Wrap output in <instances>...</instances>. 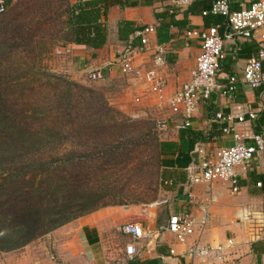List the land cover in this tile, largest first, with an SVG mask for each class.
<instances>
[{
	"label": "trees",
	"instance_id": "16d2710c",
	"mask_svg": "<svg viewBox=\"0 0 264 264\" xmlns=\"http://www.w3.org/2000/svg\"><path fill=\"white\" fill-rule=\"evenodd\" d=\"M108 7L21 0L0 15V253L120 204L153 162L162 186L157 120L116 110L118 83L81 84L43 66L58 46L81 45L92 56L104 47ZM131 26L121 22L113 39L129 50L140 47L128 43Z\"/></svg>",
	"mask_w": 264,
	"mask_h": 264
},
{
	"label": "crops",
	"instance_id": "0c3cea01",
	"mask_svg": "<svg viewBox=\"0 0 264 264\" xmlns=\"http://www.w3.org/2000/svg\"><path fill=\"white\" fill-rule=\"evenodd\" d=\"M214 1L193 0L189 6L181 8L176 0H107L109 7L104 25L108 41L104 47L95 51L94 56L86 47L74 44L58 46L49 54V62L54 63L50 69L56 73L77 78L88 77L90 72L96 71L102 78L118 83L110 99L111 105L118 111L130 117L150 116L166 122L159 142L163 195L162 199L143 211L147 222L131 220V214L127 213L128 207H124L121 212L127 214L118 220L114 218L118 213L110 207L81 217L60 230L70 231L69 234L75 232L81 245V248L74 249L55 248V254L62 264H113L111 259L116 261L115 264H126L132 260L125 252L131 239L123 235L120 228L128 223L140 224L148 235L136 244L137 257L134 261L137 264H191L188 258H182L180 254L195 243L226 248L222 257L215 253L200 264H264V228L257 238L251 239L247 224L243 221L246 213L264 214V153L255 155L248 166L237 169L236 192L219 183L191 186L188 182L202 158H211L219 149L235 144L233 135L222 134L221 126L213 122L216 113L233 116L234 119L226 124L236 128L239 134L262 132L264 88L254 89L240 84L244 67L257 56L260 44L256 40L237 38L224 42L225 59L216 79L218 88L209 100L197 103V111L188 125L184 126L181 115L171 114L165 103L190 80L196 59L201 53L199 34L213 26L218 27L221 36L227 31L222 17L204 16ZM249 1L230 0L231 8L238 11L242 6L247 7ZM123 21L132 24L128 43L135 46L141 45L139 31L147 27L154 29L152 34L147 35L148 47L144 53H137V48L129 50L113 41ZM188 32L193 35L188 37ZM158 45L167 48L165 65L161 69L166 87L160 101L149 92L141 79L121 71V60L127 56L133 57L136 70L144 72L150 69L152 51ZM229 77L239 80L231 94L226 92ZM135 98H140L138 104L134 102ZM238 108L255 111L256 119L237 124L234 116L239 113ZM211 197L213 203L208 211L209 221L205 229H198L186 246H177V256L169 257V249L174 243L172 236L166 232L169 218L186 213L200 219L201 210ZM112 228H116L123 236V248H107L108 242L104 238ZM228 240L233 241L232 246H227ZM26 247L16 251L20 253L21 263L30 260L31 263L42 264L41 254L38 255L41 250L38 249L34 256L35 248ZM110 249L113 251L109 253ZM32 254L34 257H31Z\"/></svg>",
	"mask_w": 264,
	"mask_h": 264
},
{
	"label": "built area",
	"instance_id": "2783aa9c",
	"mask_svg": "<svg viewBox=\"0 0 264 264\" xmlns=\"http://www.w3.org/2000/svg\"><path fill=\"white\" fill-rule=\"evenodd\" d=\"M18 0H0V15L3 14L9 3ZM193 0H176V4L183 8L189 6ZM210 14L225 18L227 31L223 36L219 34L218 27L213 26L205 29L199 34L201 53L196 59L194 70L190 74V80L175 94L165 102L169 112L173 115H181L186 125L189 124L193 115L197 111V103L200 100H209L212 93L218 88L216 79L221 69V64L225 59L224 42L234 38L242 40H256L260 44V49L255 58L248 61L244 67L242 81L254 89L264 88V0H250L247 7L242 6L238 11L232 10L230 0H215L211 6ZM207 13L205 12L204 15ZM154 29L144 28L138 32L141 45L136 50L137 53H144L148 47L147 35L152 34ZM192 32L187 36L191 37ZM167 48L165 45H158L152 51V67L144 72L136 70L133 57L127 56L121 60V71L123 74H132L141 79L151 94L157 100H162L166 81L161 75V69L165 65ZM99 72L92 71L88 75L89 80L101 79ZM239 84L237 77L228 78L226 92L231 94ZM135 103L140 102V98H135ZM235 115L237 124L256 119L255 111L248 109ZM233 116L216 113L213 122L221 126L224 135H233L235 144L227 148L219 149L211 158L204 157L199 165L195 167L189 176V185H211L219 183L227 186L233 192L238 188L237 169L248 166L255 155L264 153V128L261 133L239 134L236 128L227 125ZM157 126L161 131L166 128V122L157 120ZM213 203V198L202 208L200 219L191 214H177L169 218L166 232L173 238V245L169 249V257L177 256V246H186L188 240L195 235L199 229L203 231L209 221V208ZM243 221L247 224L251 239L259 236L264 228V214L249 212L244 214ZM120 231L123 235L131 239V243L125 248L129 259L137 256L136 244L148 237L147 233L140 224L128 223L121 226ZM233 241L228 240L227 246H232ZM225 247L203 246L199 243L190 245L183 254L182 258H188L191 264L205 263L213 254H220L222 257ZM234 264V263H233Z\"/></svg>",
	"mask_w": 264,
	"mask_h": 264
},
{
	"label": "rangeland",
	"instance_id": "374dc122",
	"mask_svg": "<svg viewBox=\"0 0 264 264\" xmlns=\"http://www.w3.org/2000/svg\"><path fill=\"white\" fill-rule=\"evenodd\" d=\"M20 1L21 0L11 2L5 14L9 13L11 11V8ZM53 64H54L53 62L51 63L49 62V55H47L46 59L43 61V66L50 69V66ZM72 78L77 82H80L81 84H90L88 83L89 80L87 76H81V77L79 76L77 78L74 77ZM130 118L134 120H145L148 118H153L154 120L156 119L155 117H150V116H145V117L138 116V117H130ZM150 168H152L153 172L149 171L147 174L144 175V177H139V179L135 177V180L133 181L134 185H131L132 191L129 197H126V199L120 202V204L109 206L112 210H114V212L118 213L114 216L115 219L118 220V218H120L121 216L129 213L131 214L130 215L131 216L130 218H132L131 220L140 221L144 223L147 222V216L143 211L148 209V206L150 204L156 202L157 200L162 199V195H163L161 192V186L159 185V177H158L159 175L158 172L155 170L156 162L155 164L153 162ZM136 180H139L138 184L136 183ZM124 207H128L129 212L124 214L121 213ZM120 226L121 224L118 225V227ZM63 228L65 227H61L58 230L50 233L49 235H46L34 241L33 243L29 244L28 248H35L34 256H36V251L38 249L41 250V252H38V255L41 254L40 258L42 264H62L60 260L57 258V255L55 254L56 253L55 248H72V249L81 248L79 241L76 239V233L72 231L70 234H69L70 231L61 232L60 230ZM55 234L57 235L54 236ZM104 239H107L108 242L107 248H113V250H116L117 248H123L124 246V238L116 228L110 229ZM113 250L110 249L109 253ZM19 254H20L19 252L9 253L6 255H2L0 253V264H35V263H31L30 260L27 262L23 261L21 263ZM34 256L33 254L31 255V257ZM111 260H112L111 262L115 264L116 261H114V259Z\"/></svg>",
	"mask_w": 264,
	"mask_h": 264
}]
</instances>
